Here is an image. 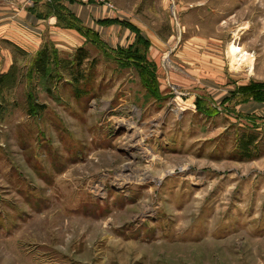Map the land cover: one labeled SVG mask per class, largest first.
Returning a JSON list of instances; mask_svg holds the SVG:
<instances>
[{
  "label": "rangeland",
  "instance_id": "1",
  "mask_svg": "<svg viewBox=\"0 0 264 264\" xmlns=\"http://www.w3.org/2000/svg\"><path fill=\"white\" fill-rule=\"evenodd\" d=\"M111 1L0 86V264H264V0Z\"/></svg>",
  "mask_w": 264,
  "mask_h": 264
},
{
  "label": "crops",
  "instance_id": "2",
  "mask_svg": "<svg viewBox=\"0 0 264 264\" xmlns=\"http://www.w3.org/2000/svg\"><path fill=\"white\" fill-rule=\"evenodd\" d=\"M50 2L51 0H0V77L9 73L16 54L36 57L46 48L53 47L61 52L77 44L83 45L86 41L78 31L58 25L55 15L47 14L46 4ZM56 4L74 14L84 26L97 32L101 38L103 32L100 29L104 27L99 21L119 19L115 12L98 5L72 3L70 0H59ZM125 30L132 34L130 29ZM252 81L261 83L264 79ZM240 83L242 82H236L234 89L245 85ZM232 89L233 86H226L222 90L223 97L231 95ZM250 105H252L250 108L256 107L259 111L263 109L258 103L251 102Z\"/></svg>",
  "mask_w": 264,
  "mask_h": 264
},
{
  "label": "trees",
  "instance_id": "3",
  "mask_svg": "<svg viewBox=\"0 0 264 264\" xmlns=\"http://www.w3.org/2000/svg\"><path fill=\"white\" fill-rule=\"evenodd\" d=\"M58 1L59 0H51L50 3L46 4L48 7V10L46 9L47 14L55 15L58 19V25H60L63 28L74 29V30L78 31L88 41L94 42L95 40L91 38V37H94V38L98 39L99 41L105 43L102 40L101 36L97 32H95L94 30L84 26V24L74 14H72L70 11H68L66 8L62 7L61 5H57L56 3ZM70 1L72 3L75 2L73 0H70ZM75 3H77V2H75ZM116 23L125 24L130 29L138 32V30H136V28H134L135 26L128 24V23H124L118 19H105V20L99 21V24L102 26L103 25L104 26L112 25V24H116ZM139 35L141 38H143V36L140 33H139ZM129 49H130V47H129ZM88 56H89V54H88L87 50H85L84 48H79L76 52L75 57H74L75 64L77 66L81 67V65L88 58ZM49 58H50V53L48 51V48L40 51L37 54V58L35 61L37 68H39V70H41V71H45V66H46L47 60H49ZM38 66H40V67H38ZM11 75H12V73H8L5 76H1L0 77V86L3 85L7 79H10L12 77ZM243 89H244L243 87L240 88L241 92ZM246 89H248V87ZM249 91H251L250 94H251L253 99L258 100L259 102L264 101V84L263 83L262 84L261 83H252L251 86L249 87ZM246 141H247V144H245L243 146L244 149L249 148L250 143H252V140L248 139ZM244 153L250 154L248 151H246Z\"/></svg>",
  "mask_w": 264,
  "mask_h": 264
},
{
  "label": "bare ground",
  "instance_id": "4",
  "mask_svg": "<svg viewBox=\"0 0 264 264\" xmlns=\"http://www.w3.org/2000/svg\"><path fill=\"white\" fill-rule=\"evenodd\" d=\"M228 53L230 55L231 65L234 68L238 69L248 61L247 54L242 52L236 45H230Z\"/></svg>",
  "mask_w": 264,
  "mask_h": 264
},
{
  "label": "built area",
  "instance_id": "5",
  "mask_svg": "<svg viewBox=\"0 0 264 264\" xmlns=\"http://www.w3.org/2000/svg\"><path fill=\"white\" fill-rule=\"evenodd\" d=\"M80 4H95L99 6H105L106 8L112 10L113 12L117 11V7L111 0H73Z\"/></svg>",
  "mask_w": 264,
  "mask_h": 264
}]
</instances>
